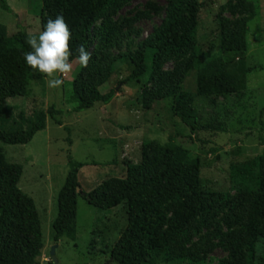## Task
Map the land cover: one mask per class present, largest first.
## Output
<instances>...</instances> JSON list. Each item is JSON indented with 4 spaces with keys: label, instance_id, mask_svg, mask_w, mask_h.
I'll return each mask as SVG.
<instances>
[{
    "label": "trees",
    "instance_id": "16d2710c",
    "mask_svg": "<svg viewBox=\"0 0 264 264\" xmlns=\"http://www.w3.org/2000/svg\"><path fill=\"white\" fill-rule=\"evenodd\" d=\"M41 27L49 18L63 15L72 32V59L83 44L92 53L87 67H81L73 82L70 101L81 112L97 103H109L115 96L103 94L100 87L120 67L127 66L126 82H137L144 88L153 86L147 95L151 100L170 99L175 117L193 132L201 129L224 131L219 125L199 124L197 100L200 97L227 98L238 93L244 77L252 70L245 67L249 50L247 36L253 15L242 16L233 24L221 19L219 55L201 60L198 27L204 3L200 0H166L165 16L160 25L140 44L136 51L111 55L121 48L126 38L124 25L111 17L124 0H41ZM1 7L10 11L7 0ZM246 2L241 10H246ZM243 13V12H242ZM28 33L20 30L9 36L0 23V121L5 115V102L12 97L29 94L30 81L42 74L26 66L24 52ZM187 51V60H180ZM175 61L171 71H165ZM197 71L195 92L183 90L186 78ZM60 111L52 106L38 111L33 119L25 113L21 119L28 129L6 131L0 127V142L28 144L46 129L50 116L57 124ZM262 125L263 122H262ZM71 171L58 196V216L54 223L55 240L77 237L78 198H84L97 209L108 211L123 205L127 225L111 248L113 261L119 264H162L183 262L205 264L207 255L222 237L220 217L227 211L232 232L222 239L228 258L221 264H264V186L253 175L252 168H238L235 177L240 185L238 195L214 191L201 175L198 154L170 140L147 141L141 150V161L126 163L123 178H108L90 192L82 191L79 181L83 167L69 157ZM24 168L8 162L0 146V264H38L45 248L40 213L35 201L20 188ZM259 179V178H258ZM213 231L201 235L202 229ZM196 237H200L194 242Z\"/></svg>",
    "mask_w": 264,
    "mask_h": 264
},
{
    "label": "rangeland",
    "instance_id": "374dc122",
    "mask_svg": "<svg viewBox=\"0 0 264 264\" xmlns=\"http://www.w3.org/2000/svg\"><path fill=\"white\" fill-rule=\"evenodd\" d=\"M204 9L197 32L198 46L208 60L219 55L221 42L220 20L228 19L233 24L242 16L253 15L249 22L247 40L249 50L244 64L251 69L244 77L238 93L227 98L213 100L200 97L197 100L199 124L221 125L224 131L211 128L193 132L174 116L170 99L151 100L147 95L153 87L125 80L130 75L127 66H120L100 87L103 94L111 91L115 96L109 103H97L93 108L76 112L77 104L70 101L73 82L81 66L75 64L71 74L64 78L59 89L47 87L46 78L30 81L29 94L12 97L5 102V115L0 127L6 131L28 129L20 115L25 113L33 119L38 111H48L55 106L60 111L57 124L50 116L47 128L36 134L28 144L0 142L8 162L22 165L23 176L20 188L30 196L40 213L45 248L38 264H119L111 258V248L119 240L127 225V210L118 208L103 211L78 198L77 237L55 240L54 223L58 216V196L71 171L69 157L83 164L79 181L82 191L90 192L108 178H123L126 163L141 161L145 142L170 140L198 154L201 175L205 185L214 191L236 197L240 185L235 177L238 168H252L253 175L264 186V0H200ZM246 10H241L243 2ZM10 11H5L0 2V23L8 28L9 36L20 30L38 33L42 30L39 11L41 0H7ZM166 0H124L111 18L122 23L127 32L121 48L111 55L136 51L140 44L157 28L165 16ZM243 12V13H242ZM190 51L179 58L187 60ZM176 66L172 61L165 71ZM35 73L41 74L38 71ZM197 71L185 80L183 90L195 92ZM225 211L220 217L222 237L215 239L217 246L207 255L205 264H221L228 258L222 239L229 232ZM214 229H202L205 235ZM200 237H196L198 241ZM57 244V262L51 260V249ZM162 264H191L183 262Z\"/></svg>",
    "mask_w": 264,
    "mask_h": 264
},
{
    "label": "clouds",
    "instance_id": "9594fccd",
    "mask_svg": "<svg viewBox=\"0 0 264 264\" xmlns=\"http://www.w3.org/2000/svg\"><path fill=\"white\" fill-rule=\"evenodd\" d=\"M71 41L72 32L63 15L54 20L49 18L42 30L27 36L30 51L24 52L26 66L41 73L50 89H59L64 84V78L73 71L74 62L87 67L92 58V53L80 44L73 61Z\"/></svg>",
    "mask_w": 264,
    "mask_h": 264
},
{
    "label": "water",
    "instance_id": "95a60500",
    "mask_svg": "<svg viewBox=\"0 0 264 264\" xmlns=\"http://www.w3.org/2000/svg\"><path fill=\"white\" fill-rule=\"evenodd\" d=\"M58 248V245L55 244L52 249H51V260L53 263H56L57 262V259H56V250Z\"/></svg>",
    "mask_w": 264,
    "mask_h": 264
},
{
    "label": "crops",
    "instance_id": "0c3cea01",
    "mask_svg": "<svg viewBox=\"0 0 264 264\" xmlns=\"http://www.w3.org/2000/svg\"><path fill=\"white\" fill-rule=\"evenodd\" d=\"M46 128H47V126H46Z\"/></svg>",
    "mask_w": 264,
    "mask_h": 264
}]
</instances>
